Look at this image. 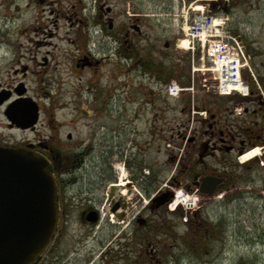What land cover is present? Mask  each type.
<instances>
[{"label":"flooded vegetation","instance_id":"obj_1","mask_svg":"<svg viewBox=\"0 0 264 264\" xmlns=\"http://www.w3.org/2000/svg\"><path fill=\"white\" fill-rule=\"evenodd\" d=\"M18 2L0 0V148L37 152L47 158L56 179L60 222L51 245L38 264L49 263L50 255L51 260L59 264L61 253L55 256L52 252L58 250L67 233L74 232L75 228L89 230L86 235L97 233V230L92 231L104 220L105 214L119 227L126 223L134 240L137 226L149 229L150 218L146 212L164 210L173 199L171 187L181 185L179 180L183 176L190 179L187 188L203 198L201 203L197 199L191 215L197 226L201 230L204 228L206 236L213 226L201 213L206 201L216 203L223 197L222 201L237 202L242 208L254 202L264 209V63L259 69L260 81L256 75L261 90L249 83L246 97L235 96L225 99L226 102L219 98L213 102V110L208 108L204 117L189 119L185 116L181 123L175 124L174 119L165 120L159 116L155 104V98L161 97L163 84L168 80L165 78L169 69L167 49L172 44L167 41L163 48L153 44L148 15L128 5L129 0H27L26 8L34 4L45 6L48 15L54 16V23L67 22V46L78 52L73 68L87 71L92 78L89 81L94 85L91 87L90 83L88 87L90 99L84 97L80 108L74 107L73 113L78 116L73 124L79 118L101 116L106 119L85 125L87 131H92L87 134L89 138L75 139L70 132L61 136L59 128L62 125H52L53 107L60 104L55 103L56 98L51 94L45 93L49 108L39 100H33L38 106L39 118L32 127H26L21 111L10 115L12 105L30 98L26 94L28 75L46 72L50 54L47 52L36 58L21 52L22 42L16 49L11 39L6 40L4 26L13 15L5 14L4 10H18ZM186 2L190 4L191 0H180L179 3L186 7ZM218 5L223 10L228 8L222 1L209 4L211 9ZM123 16L125 18L121 19ZM44 27L49 29L48 24ZM47 44L36 42L37 48ZM106 66L110 68L105 70ZM100 79L106 83L105 89L98 92ZM134 82L136 86L132 88ZM80 96L78 93V98ZM97 101L101 102L100 106H95ZM224 108L237 119L247 115L250 121L229 125L227 113L225 116L220 114ZM42 114L47 121L46 131ZM52 116L53 120H50ZM177 138H183L187 144L186 163H180L173 148H165L170 156L169 161L162 163L161 141L171 147ZM232 154H237L241 163L236 174L234 159L225 158ZM217 155L218 166L207 172L205 160ZM245 157L246 160H242ZM168 163L175 167L167 178L170 187L165 189L162 171ZM207 176L219 178L220 183L212 188V195L202 192L207 186L202 179ZM163 200L165 203L156 207Z\"/></svg>","mask_w":264,"mask_h":264},{"label":"rangeland","instance_id":"obj_2","mask_svg":"<svg viewBox=\"0 0 264 264\" xmlns=\"http://www.w3.org/2000/svg\"><path fill=\"white\" fill-rule=\"evenodd\" d=\"M221 1L228 4L227 10L218 8L219 5L215 9L210 8L209 4L212 2L218 4ZM179 2L180 0H129L127 3L131 7H137L142 14L148 15L150 36L155 41L154 45L163 48V44L167 41L172 44L167 49L169 69L168 76L165 78L170 79L168 82L175 81L181 87H188L192 81L194 83V92H183L178 99H172L165 94L164 86L168 84L165 82L162 87L164 90L160 93L161 97L155 98L159 116H163L165 120L174 119L175 124L181 123L185 116L189 119L191 117L201 118L199 114H193V112L214 108L213 102L220 98L214 95L216 94L213 91L214 77L210 72L203 70L204 67L210 68V65L202 59L200 51L192 53V51L176 46L182 36L180 29L185 25L182 17H190L192 7L203 6L215 16L223 15L229 18V32L240 37L250 57L251 70L255 76L257 75L259 81L260 65L264 63V0H191V3H194L191 8L188 7L191 3L186 2V7H183V3ZM18 4V10L12 8H9V12L4 10L5 14L13 15L4 26L3 34H6V40L11 39L16 49H18V43L22 42L21 52L28 55L33 54L36 58L46 55L47 52L52 54V56L48 55L49 64L46 72L41 71L28 75L26 94L30 97L29 99L39 100L45 108L50 106L45 93L56 98L55 103L60 105L53 107L54 120L53 116L50 120H53L52 125L56 123L62 125L59 128L61 136L70 132L75 139L89 138L87 134L92 131H87L85 125L92 122H103L106 119L101 116L94 119L79 118L73 124L78 116L75 112L73 113L74 107L80 108L82 98L90 99L91 93L88 87L90 83H92L91 87L94 84L89 81L92 78L87 71L73 68V60L78 52L67 46L65 40L68 33L67 22L59 20L54 23V16L48 15L45 6L34 4L26 8L27 0H19ZM123 18L125 17H121ZM48 19L50 20L47 21ZM45 24L49 25V29H45ZM177 34L179 36L177 40H174ZM13 40H18V42ZM39 41L48 44L37 48L36 42ZM109 62L111 63L112 59ZM108 68L110 66L104 69ZM34 71L37 70L34 69ZM242 75L246 79L251 77L248 71H243ZM154 76L157 77L155 71ZM42 79L44 80L40 83ZM124 79L125 77L122 76V80ZM203 79H206L208 91L201 86ZM99 81V84L97 83L100 85L98 92L105 89L106 83L103 79ZM135 86L134 82L131 87ZM78 93L81 95L79 98ZM157 94H159L158 89ZM225 99L227 100L222 96L219 100L226 102ZM100 105L99 101L95 104V106ZM227 106L230 105L227 104ZM226 113L229 125L234 126L237 121H250L247 115L243 117L245 119H237V116L231 114L226 108L220 112L222 116ZM42 122L47 127L45 131L48 130L43 114ZM40 130L42 131L43 128L41 127ZM173 142L176 144L169 147L161 141L160 160L162 163L169 161L170 152L165 151V148H173V154L177 158L180 155V163L183 165L186 163L187 144L183 138L181 140L177 138ZM237 156V154L225 156L226 160L234 159L235 174L239 171L238 166H241ZM205 161L207 166L205 170L208 172L218 166V155L214 159L207 158ZM174 167L175 164L171 167V163L164 165L162 185L165 189L170 187L167 178L172 175ZM189 180L186 176L181 177L179 180L181 185H173L172 192L182 190L191 193L192 189L187 188ZM198 198L201 203L203 198ZM222 200L223 197H220L216 203L206 201L203 205L201 213L207 223L213 225L207 236L203 233L204 228L201 230L197 226L192 219V212L184 205L177 206L178 209L181 208L183 215L173 214L170 210L171 201L164 210L146 212L147 217L150 218L149 229L145 230L137 226L134 240L126 223L119 227L116 223L110 222L105 214L104 220L92 231L97 230V233L86 235L89 230L75 228L74 232L67 233L60 241L58 250L52 253L55 256L61 253L59 264H264V209L259 208V203L252 202L247 208H242L237 202L226 203ZM185 209L189 212L185 213ZM128 232L130 234L126 235ZM80 239L82 242L78 244ZM51 258L53 257L50 255L47 264H56Z\"/></svg>","mask_w":264,"mask_h":264},{"label":"water","instance_id":"obj_3","mask_svg":"<svg viewBox=\"0 0 264 264\" xmlns=\"http://www.w3.org/2000/svg\"><path fill=\"white\" fill-rule=\"evenodd\" d=\"M19 111L26 127L39 118L32 99L16 102L10 115ZM202 182L209 195L220 183L216 176ZM56 187L47 158L24 148H0V264H38L45 255L60 222Z\"/></svg>","mask_w":264,"mask_h":264},{"label":"built area","instance_id":"obj_4","mask_svg":"<svg viewBox=\"0 0 264 264\" xmlns=\"http://www.w3.org/2000/svg\"><path fill=\"white\" fill-rule=\"evenodd\" d=\"M225 18H214L210 12L201 11L195 14L187 27L184 28V37L179 45L185 46L192 51L200 49L202 59L206 60L210 68L204 67V72H210L214 77V93L217 95H231L240 92L246 94L247 86L244 85L242 73L245 69L250 70L248 57L244 52V46L237 36L226 30ZM201 86L209 90L206 79L202 80ZM193 92L191 83L188 88H181L172 82L166 87V92L172 97H177L181 91ZM195 206L194 195L186 197Z\"/></svg>","mask_w":264,"mask_h":264},{"label":"bare ground","instance_id":"obj_5","mask_svg":"<svg viewBox=\"0 0 264 264\" xmlns=\"http://www.w3.org/2000/svg\"><path fill=\"white\" fill-rule=\"evenodd\" d=\"M184 50H186V47L184 48ZM250 153V152H249ZM248 157V155L246 156ZM246 157L245 159L243 158L242 160H246ZM250 157V156H249ZM253 157V156H252ZM248 161V160H247ZM243 163H246V162H243ZM175 204L179 205V204H182V205H187L188 208L192 207V203L191 201H189L187 198H185V196H182L181 194H178L176 195V198H175Z\"/></svg>","mask_w":264,"mask_h":264},{"label":"trees","instance_id":"obj_6","mask_svg":"<svg viewBox=\"0 0 264 264\" xmlns=\"http://www.w3.org/2000/svg\"><path fill=\"white\" fill-rule=\"evenodd\" d=\"M170 79L168 78V80H166L165 82H168ZM234 98V97H233ZM232 98V99H233ZM230 98H227V100H229ZM239 99H242L241 97H239ZM173 214H177L179 216L183 215V212L181 210V208L177 209L176 211L172 212Z\"/></svg>","mask_w":264,"mask_h":264}]
</instances>
